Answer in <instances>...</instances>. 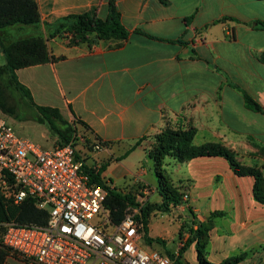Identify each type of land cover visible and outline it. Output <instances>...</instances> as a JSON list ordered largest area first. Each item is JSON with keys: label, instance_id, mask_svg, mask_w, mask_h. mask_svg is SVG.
<instances>
[{"label": "crops", "instance_id": "crops-1", "mask_svg": "<svg viewBox=\"0 0 264 264\" xmlns=\"http://www.w3.org/2000/svg\"><path fill=\"white\" fill-rule=\"evenodd\" d=\"M168 1L169 6L159 0L117 2L125 27L154 39L131 34L119 46L116 41L73 46L59 36L47 41L57 61L17 70L37 105L58 109L68 123L83 122L87 128L77 127L92 144L108 143L94 149L87 164L123 194L136 191L137 184L154 186L144 162H153L154 138L167 127L194 129V145L221 144L250 167L264 147V29L255 26L264 23V0ZM38 4L45 36V23L83 13L105 20L109 13V0ZM35 32L8 29L0 34L1 53L2 43ZM245 94L260 111L247 105ZM169 159L172 180L189 208L178 206L187 215L186 227L176 249L168 250L180 251L192 237L190 227L208 224V261L244 256L238 264H264V205L254 197L255 179L238 176L222 157ZM192 246L194 263L186 257ZM182 260L199 264L196 242ZM4 264L33 263L9 255Z\"/></svg>", "mask_w": 264, "mask_h": 264}, {"label": "built area", "instance_id": "built-area-1", "mask_svg": "<svg viewBox=\"0 0 264 264\" xmlns=\"http://www.w3.org/2000/svg\"><path fill=\"white\" fill-rule=\"evenodd\" d=\"M86 166L93 167L74 141L43 150L0 117V195L14 205L31 198L49 213L45 226L5 224L0 245L33 264H178L180 251L170 257L147 246L139 207L115 220L108 191L92 182Z\"/></svg>", "mask_w": 264, "mask_h": 264}, {"label": "trees", "instance_id": "trees-1", "mask_svg": "<svg viewBox=\"0 0 264 264\" xmlns=\"http://www.w3.org/2000/svg\"><path fill=\"white\" fill-rule=\"evenodd\" d=\"M119 0H109V13L107 18L101 19L96 13H83L77 15H68L56 20L53 23H45L44 27L47 36L41 32V14L38 0H0V34L13 27H32L36 32L2 43L1 48L6 63L0 66V81L10 89L21 93L26 97L31 106L36 111L34 120L41 124H48L49 128L58 136V144L69 143L76 132V126L81 125L87 128L83 122L69 124L56 108L39 106L32 97L30 90L21 84L17 77V70L41 65L48 62H55L58 59L51 56L48 50L47 41L63 36L69 39L73 46L88 43L92 46L99 41H116L118 46L127 41L131 34L144 35L148 38L155 37L147 34L142 29L130 31L122 22V14L118 10L117 2ZM163 5L169 6L168 0H159ZM191 16L186 20L189 21ZM259 29H264L263 22H257L255 25ZM247 105L255 110H261V107L248 95H244ZM0 110L8 115L15 116L16 110L6 100L3 89L0 88ZM195 130L173 129L167 127L163 132L154 138L153 151L149 152L153 160L154 170L159 178V189L163 197L164 209L169 210L171 206L177 207L183 203V193L180 189L172 188L171 178L167 174L165 161L167 158L178 162H185L197 157H222L230 165L231 169L238 176H251L255 179L254 197L264 205V183L261 173L254 167L242 164L232 150L218 143H208L196 146L193 143ZM98 144L107 146L108 143L97 139ZM95 145V143H94ZM264 154V147L261 148ZM84 171L89 174L92 182L108 191L107 206L114 211L115 220L121 221L128 207H139L140 213L136 219L142 224L141 233L148 247L156 249L155 243L166 246L164 240L150 236L149 221L153 208L149 205H141L135 201L130 193L123 194L116 189H112L102 179L101 172L93 167L86 166ZM161 190V191H160ZM49 220L47 210L38 209L35 201L31 198L26 199L20 205H14L5 202L0 195V235L4 232V225L7 223H16L19 226H45ZM200 224L198 229L189 228L191 238L180 250L178 264H186L182 258L189 246L196 242L197 260L199 264H214L208 261L206 257L207 247V226ZM183 230L179 233L183 236ZM157 250V249H156ZM160 251V250H158ZM161 253L170 257L174 252L164 249ZM11 255L10 251L0 245V264H4L6 258ZM244 259V256L232 257L221 264H238Z\"/></svg>", "mask_w": 264, "mask_h": 264}, {"label": "rangeland", "instance_id": "rangeland-1", "mask_svg": "<svg viewBox=\"0 0 264 264\" xmlns=\"http://www.w3.org/2000/svg\"><path fill=\"white\" fill-rule=\"evenodd\" d=\"M3 64H5V57L0 51V66ZM0 88L3 89L4 95L6 96V100L8 101V103L13 106L16 110L15 116L5 114L0 110V117L7 122V124L13 129L15 134L20 138H25L34 142L43 150H52L54 146L58 144V136L49 128L48 124H41L34 120V115L36 114V111L31 106L30 101L21 93L16 92L13 89L7 88L1 81ZM69 124L73 125V123ZM71 141H74L79 153V157L83 158L85 161H88L91 153L94 152L95 146H97L92 144L91 140L88 139V134L82 128L77 126L76 132ZM153 146L150 151H153ZM233 153L238 158L237 153L235 151H233ZM253 159L255 164L252 167L256 168L261 173L264 183L263 152L261 150H258L257 156L253 157ZM169 162L170 159L167 158L165 162V168L168 173L167 175L171 178L172 188L178 189L179 187L175 185L172 180V173L174 171V167L170 165ZM144 164L145 169H147L148 174L150 176V182H152L154 186H151L152 184H150L147 186L144 185L143 187L142 184H137L135 185V188L137 190L131 191L130 194L135 197V201L137 203H142L141 205L145 206L149 205L153 208L149 221L150 236L153 238H159L161 240H164L166 243L165 247L159 243H155L154 247L160 251H163L164 249H176V243L179 241L180 238L179 233L182 231L183 227H186L185 218L187 216L186 213L182 212L183 210H180L179 208H181V206H184L188 209V199H184L185 194L183 193V203L179 205V208L178 206H171L169 210L164 209L163 197L158 191L159 178L154 170L153 162L147 159ZM145 187L150 191L147 194H145ZM2 234L0 235V238ZM195 255V248L192 246L189 249V252L187 253L186 257L188 260L194 263L196 261Z\"/></svg>", "mask_w": 264, "mask_h": 264}]
</instances>
